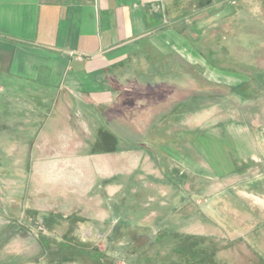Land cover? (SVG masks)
Instances as JSON below:
<instances>
[{
  "label": "crops",
  "instance_id": "1",
  "mask_svg": "<svg viewBox=\"0 0 264 264\" xmlns=\"http://www.w3.org/2000/svg\"><path fill=\"white\" fill-rule=\"evenodd\" d=\"M223 2L0 0V140L79 141L80 133H88L87 125L93 119L88 116L90 111L94 114L97 107L112 106L119 93H155L170 85L160 80L150 90L136 79L133 82L132 77H189L192 72L177 70L173 62L181 57L191 61L193 56L198 55L195 46L197 38L192 35V30L213 27L221 17L224 18L225 10L219 8ZM238 2L233 0L231 3L236 6ZM231 7L234 9V6ZM200 58L203 59L202 55ZM214 59L217 57L213 55ZM204 60L208 61L206 58ZM161 62H164V66L160 65ZM145 63L149 64L146 69ZM208 70H194L195 74L192 75L203 79L201 81L208 85V77L213 76L209 75ZM213 72L217 77L219 73L222 76L221 80H210L215 83L225 82V74L233 77L235 83L232 88L235 87L236 91H240L243 82H247L250 87L254 77H263L261 82L264 84V69L256 73L231 69H215ZM155 104L152 108L157 110L171 107L179 110L153 113L148 128L147 118L138 116L135 136L132 139L125 136L118 139L141 141L135 146L136 152L140 154L136 169L140 168L141 178L146 184H140L139 188L153 189L160 198L157 200L154 196L152 200L151 197L150 202L142 205H152L149 210L156 214L145 216V220L157 218L161 221V210L173 211L177 205L189 199L183 192L192 186L178 184L181 177L176 181V177H173L176 173L185 177L187 173L202 176L208 172L218 178L242 173L243 167L250 168L264 162V126L239 121L230 126L221 125V134L206 130L204 134L196 133L193 138L190 125L193 113L198 112L191 111L190 98L176 102L158 100V105ZM204 107L200 106V109ZM29 147L30 158L34 147ZM119 151L121 158L127 157L122 155L123 149ZM124 161L127 167V159ZM46 164L49 167L45 165L37 170L39 165L34 166L32 160L28 159L25 172L35 175L43 172V184H48L49 178L51 182L54 179L51 174L59 170V163ZM104 171L101 173L114 176L118 173L127 174V169L113 168L112 160ZM94 173L88 167L85 177L92 179ZM35 182L33 178L32 183ZM75 182L79 184L78 179ZM87 182L90 184V180ZM94 184L95 181L91 183L93 187ZM15 185L18 189L24 188V185ZM216 185L220 191L230 184ZM195 188L201 190V197L208 196V184H196ZM30 192L28 205L33 210H39L41 202L37 201L36 194L40 192L35 187L33 193L32 190ZM44 194L43 214H46V220L43 216V221L48 227L44 231L22 228L23 220H34L33 216L25 212L0 213V264H96L91 258L63 260L58 253L73 246L89 256L87 252L91 244L81 237L84 234L90 237L109 236L111 229L100 230L92 226L85 230L81 223L96 220L112 222L114 213L110 204L103 211L99 210V214H76L68 219L71 228L57 230L59 220L56 213L60 211V203L46 198ZM76 200L79 204L74 208L76 212H93L90 208L85 210L84 206L80 207L78 196ZM142 206L135 210L139 213ZM123 214L128 215V211L120 213L122 219ZM75 220L81 223H73ZM36 236L43 239V244H37ZM47 236L74 239H68L70 242L64 248L46 245ZM21 239H25L26 244H20Z\"/></svg>",
  "mask_w": 264,
  "mask_h": 264
},
{
  "label": "rangeland",
  "instance_id": "2",
  "mask_svg": "<svg viewBox=\"0 0 264 264\" xmlns=\"http://www.w3.org/2000/svg\"><path fill=\"white\" fill-rule=\"evenodd\" d=\"M217 1L220 3L224 1L223 5H220L222 7H219L225 10L224 18L221 17L213 27L192 30V35L197 38L195 46L198 55L193 56L191 61L181 57L173 62L177 70L192 72L189 77L156 75L132 77L133 82L136 79L150 90L156 87L160 80L170 85L155 93L135 94L130 91L119 93L112 106L97 107L94 114L90 111L88 116L93 119L87 125L88 133H80L79 141L0 140V213L25 212L33 216L34 220H23L21 227L26 230L34 228L37 231L38 229L44 231L48 228L43 221V216L46 215L43 214L44 192L46 198L60 203V211L56 213L59 220L57 230H67L71 228L69 218L75 217L76 214L86 216L99 214L110 204L115 215H112V222L72 221L81 223L85 230L92 226L100 230L111 229L110 235L90 237L84 234L81 239L91 244V249L87 252L90 257L72 246L58 253L63 260L91 258L90 260H95L96 264H190L187 259L181 258L180 254L175 252L174 248L181 244L184 247L189 246L190 249L195 245L199 248H209L207 255L212 259L211 264H263L264 162L250 168L243 167L242 173H231L218 178L208 172H204L202 176L187 173L185 177L176 173L173 175L176 181L181 177L178 184H191L192 188L183 192L189 199L177 205L173 211L161 210V221L157 218L145 220V216L151 217L156 214L149 210L152 205H142L150 202L151 197L152 200L154 196L157 200L160 198L153 189L139 188L140 184H146L141 178L140 168L136 169L140 154L136 152L135 146L141 141L118 140L122 136L129 139L135 136L138 116L147 118L148 128L153 113L179 110L174 107L161 110L152 108L154 102L155 106L158 105V100L176 102L190 98L191 111L198 112L193 113L190 125L193 138L198 133L204 134L206 130L221 134L222 126L228 124L230 126L231 123L239 121L264 126V84L261 82L263 77L252 78L250 87L247 86V82L241 83L243 86L240 91L232 88L235 80L226 74L223 75L225 80L223 83L210 81L222 78L220 73L218 77L214 74L215 69L247 73L249 71L256 73L264 69V0H239V4L236 5L238 9L231 3L233 0ZM225 1L230 3L227 4ZM231 6H234V9ZM201 55L203 59L200 58ZM213 55L217 57L216 60H213ZM146 65L149 64L145 63V69ZM160 65L164 66V62ZM202 68L209 69V75H213L208 77V85L201 81L203 79L192 75L195 74L194 70L199 71ZM144 106L148 108L143 109ZM200 106L205 107L200 109ZM110 138L112 141H109ZM29 146L34 147L30 158ZM120 149L124 150L122 155L127 157H120ZM28 159L32 160L34 166L39 165L37 170L47 165L46 162L49 164L58 162L59 170L51 174L53 181L51 182L49 178L48 184H43V172L37 175L25 172ZM110 160L113 168L127 169V174L118 173L114 176L101 173L109 165ZM88 167L95 171L92 179L85 177ZM49 174L48 177H51ZM33 178L36 184L32 183ZM77 179L79 184L75 182ZM87 180H90V184ZM94 181L95 187L91 185ZM15 184H21V187L24 185V188L18 189ZM196 184H208V196L201 197L199 195L201 190L195 188ZM216 184L230 185L219 191ZM34 187L40 192L36 194V199L41 202L38 206L41 210H33L28 205L31 199L30 190L33 193ZM76 195L80 200V207L84 206L85 210L90 208L93 212H76L74 208L79 205ZM139 206L142 207L138 213L135 209ZM124 211H128V215L123 214L122 219L119 216ZM129 216H132L130 220ZM44 219L46 220L45 216ZM175 234L206 239L193 244L190 238L186 239L185 236L182 239L175 238ZM68 239L74 238L47 236L45 244L65 248L68 246L67 242H70ZM36 242L43 244L44 241L36 236ZM63 243L64 245H61ZM20 244H26L25 239H21ZM168 254H171L170 257H167Z\"/></svg>",
  "mask_w": 264,
  "mask_h": 264
},
{
  "label": "trees",
  "instance_id": "3",
  "mask_svg": "<svg viewBox=\"0 0 264 264\" xmlns=\"http://www.w3.org/2000/svg\"><path fill=\"white\" fill-rule=\"evenodd\" d=\"M185 235L182 234H175L174 237H178L182 239ZM186 239L190 238L193 244H198L200 240L204 241L205 237H197L192 235H186ZM164 238V237H163ZM158 240V239H157ZM160 242L162 241L159 240ZM189 247V246H188ZM184 247L181 244H178L177 247H175V252L179 253L181 258H185L189 261V263L193 264H211L212 259H210V256L207 255L208 249L199 248L198 246H193L190 248ZM171 254H168L167 257H170ZM264 264V263H263Z\"/></svg>",
  "mask_w": 264,
  "mask_h": 264
}]
</instances>
